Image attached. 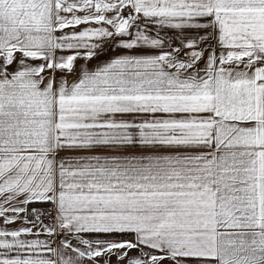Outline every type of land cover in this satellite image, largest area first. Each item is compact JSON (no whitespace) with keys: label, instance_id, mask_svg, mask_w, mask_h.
<instances>
[{"label":"snow or ice","instance_id":"obj_1","mask_svg":"<svg viewBox=\"0 0 264 264\" xmlns=\"http://www.w3.org/2000/svg\"><path fill=\"white\" fill-rule=\"evenodd\" d=\"M0 264H264V0H0Z\"/></svg>","mask_w":264,"mask_h":264}]
</instances>
